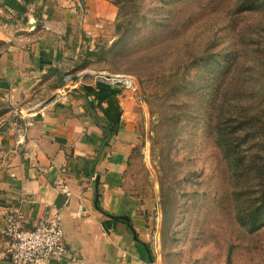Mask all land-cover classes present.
<instances>
[{
  "label": "rangeland",
  "instance_id": "1",
  "mask_svg": "<svg viewBox=\"0 0 264 264\" xmlns=\"http://www.w3.org/2000/svg\"><path fill=\"white\" fill-rule=\"evenodd\" d=\"M103 1L85 64L132 82L153 264H264V0Z\"/></svg>",
  "mask_w": 264,
  "mask_h": 264
},
{
  "label": "crops",
  "instance_id": "2",
  "mask_svg": "<svg viewBox=\"0 0 264 264\" xmlns=\"http://www.w3.org/2000/svg\"><path fill=\"white\" fill-rule=\"evenodd\" d=\"M107 8L103 0H0V264H11L5 215L17 210L32 229L50 209L66 255L47 264H148L136 244L148 245L142 207L128 187L131 101L85 64ZM67 75L70 90L58 95Z\"/></svg>",
  "mask_w": 264,
  "mask_h": 264
},
{
  "label": "built area",
  "instance_id": "3",
  "mask_svg": "<svg viewBox=\"0 0 264 264\" xmlns=\"http://www.w3.org/2000/svg\"><path fill=\"white\" fill-rule=\"evenodd\" d=\"M113 82L121 88L129 89L131 80L116 76ZM70 76H65V84L58 92L64 96L70 90ZM4 235L11 264H47L60 261L66 255L63 231L57 210L46 211L44 217L32 229H25L17 210L9 211L4 217Z\"/></svg>",
  "mask_w": 264,
  "mask_h": 264
},
{
  "label": "water",
  "instance_id": "4",
  "mask_svg": "<svg viewBox=\"0 0 264 264\" xmlns=\"http://www.w3.org/2000/svg\"><path fill=\"white\" fill-rule=\"evenodd\" d=\"M109 139V136H108V138L105 140V142L107 141ZM105 142L103 143V145L105 144ZM102 145V146H103ZM91 174V173H90ZM98 182V179L97 178H95V183H97ZM64 197H63V195H59L58 196V198H57V200H56V202H55V205H56V207L57 208H60L61 207V205L63 204V202H64V199H63ZM122 220L128 225V217H126V216H124V217H122ZM133 239L136 241L137 240V237H136V235H133ZM145 250H146V253H147V259H148V264H153V260H152V258H151V255H150V253L148 252V249L147 248H145Z\"/></svg>",
  "mask_w": 264,
  "mask_h": 264
},
{
  "label": "trees",
  "instance_id": "5",
  "mask_svg": "<svg viewBox=\"0 0 264 264\" xmlns=\"http://www.w3.org/2000/svg\"><path fill=\"white\" fill-rule=\"evenodd\" d=\"M217 110H218V107L216 106V115H217ZM215 128V127H214ZM216 128H217V126H216ZM117 129H118V127H116V126H114V125H110L109 127H108V131L111 133V134H114L116 131H117ZM217 130V129H216ZM136 244H138V246L140 247V252H141V255H142V257L144 258V259H146V257H145V247L146 248H148V251H149V246L148 245H143V244H141V243H136ZM149 253H150V251H149ZM150 255H151V253H150ZM151 258H152V256H151ZM152 260H153V258H152Z\"/></svg>",
  "mask_w": 264,
  "mask_h": 264
}]
</instances>
